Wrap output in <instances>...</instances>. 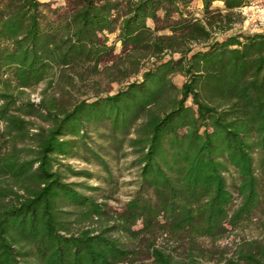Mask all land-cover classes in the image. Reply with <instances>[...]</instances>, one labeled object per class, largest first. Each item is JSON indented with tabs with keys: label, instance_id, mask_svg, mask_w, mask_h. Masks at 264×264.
I'll list each match as a JSON object with an SVG mask.
<instances>
[{
	"label": "trees",
	"instance_id": "obj_1",
	"mask_svg": "<svg viewBox=\"0 0 264 264\" xmlns=\"http://www.w3.org/2000/svg\"><path fill=\"white\" fill-rule=\"evenodd\" d=\"M254 1L0 0V264H203L205 241L264 229V32L213 36ZM116 33L131 63L155 57L140 80L69 110L24 98L57 69L97 68ZM124 148L137 175L113 208L106 156ZM74 158L101 166L109 187L62 162ZM159 238L187 245L184 256ZM236 256L264 264V242Z\"/></svg>",
	"mask_w": 264,
	"mask_h": 264
},
{
	"label": "rangeland",
	"instance_id": "obj_2",
	"mask_svg": "<svg viewBox=\"0 0 264 264\" xmlns=\"http://www.w3.org/2000/svg\"><path fill=\"white\" fill-rule=\"evenodd\" d=\"M42 2L52 3L53 7L66 6V0H41ZM196 16L203 17L202 3L193 4ZM215 8H222V4H214ZM226 12L224 11L223 14ZM149 25L154 27L152 21ZM240 32H264V0H255L254 3L241 10H236L233 14L231 24L225 32L218 28L213 31V36L222 38L224 35L236 34ZM158 35H171L169 31H160ZM108 45L114 46V52L111 56L105 58L97 68L93 64H85L79 67H69L57 69L55 76L48 82L40 84L38 87L26 90L24 98L39 103L43 98H55L57 104L62 109H71L72 106L81 100L88 102L95 101L98 97L114 95L119 90L125 88L129 83L140 80L142 72L151 68L155 57L142 51L139 54V63L133 64L129 57L124 53L121 42L117 41V33L108 35ZM192 47L197 48V43H191ZM179 54H175L178 57ZM139 70V72H137ZM172 80L177 87H181L186 81L185 76L178 72L172 75ZM191 104V101H189ZM36 125L48 126V123L35 119ZM110 150V149H109ZM128 153V154H126ZM110 169L113 173L115 185V194L112 200H109L113 208H119L131 193L133 187L130 183L134 181L137 175V168L134 167V155L127 148L119 152L112 151L106 156ZM63 163L71 165L74 170L90 171L99 175L101 181L85 180L83 178H70L71 182L87 181L89 185H103L109 187L106 180V173L101 166L95 163H87L82 159H64ZM97 177V176H96ZM98 179V178H97ZM264 242V229L258 222L245 229L232 231L231 234L215 243L205 241L202 244L203 264H231L230 261H238L237 251L244 242ZM158 244L167 246L175 251L176 257L184 256L187 245L175 244L159 238ZM125 264H153L152 259L143 257ZM242 264H244L242 262Z\"/></svg>",
	"mask_w": 264,
	"mask_h": 264
},
{
	"label": "crops",
	"instance_id": "obj_3",
	"mask_svg": "<svg viewBox=\"0 0 264 264\" xmlns=\"http://www.w3.org/2000/svg\"><path fill=\"white\" fill-rule=\"evenodd\" d=\"M217 4H222L221 2H216Z\"/></svg>",
	"mask_w": 264,
	"mask_h": 264
}]
</instances>
